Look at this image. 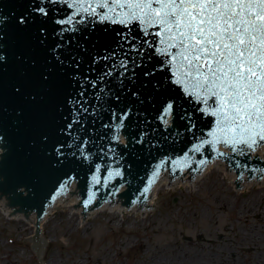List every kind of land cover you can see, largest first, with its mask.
I'll return each mask as SVG.
<instances>
[{"label": "water", "instance_id": "obj_1", "mask_svg": "<svg viewBox=\"0 0 264 264\" xmlns=\"http://www.w3.org/2000/svg\"><path fill=\"white\" fill-rule=\"evenodd\" d=\"M37 3L38 0H0V16L7 17V20L3 21L6 61L0 65V134H3L5 147L8 148L4 162L0 163V210L3 219H23V224L31 222L30 234L21 236L20 242L27 243L33 253L31 259H37L39 264L43 236L42 228H36V222H42L40 214L77 210L79 230L81 222H87L89 212L93 209L117 205L119 219H124V213L129 210L131 216L137 218H141V213H153V205L159 204L161 196H170L169 192L154 194V203H147L149 191L145 194L144 189L150 187L149 181L153 180L155 167L165 161L184 160V153L214 126V118L197 112L196 109L200 105L190 103L183 98L179 89L170 86L168 95L179 97L178 113H183L184 110L192 112L196 129L193 130L195 135L188 132L187 121L177 117L170 121L171 128L165 130L164 125L157 119L159 112L156 106L147 101L140 104L128 91V88H132L139 93L140 98H155V90L148 82L152 78H146L143 73L155 70L159 66L160 58L153 57L151 61L145 59V66L136 69L135 84L126 81L127 87L123 91L115 77L106 80L96 89L86 85L87 106L90 110L96 108V115L82 114L83 127L73 125V135L80 137L77 144L83 139L89 141L86 152L90 154V159H78L79 153L72 156L75 145L73 148L67 146L72 137L58 131L72 118L71 105L66 102L65 97L83 99L78 96L81 82L85 77L88 80H96L102 74L104 62L94 65L92 58L94 55H104L101 49L105 45L109 51L115 46L114 41L104 31L107 29L109 34H114V26L89 22L86 27L77 26L81 30L76 33H65L63 40L55 34L50 35L49 42L53 46L56 42L64 44L59 50L62 58L68 57L66 66L58 69L48 64L47 54L39 44L38 32L26 37H22L19 32L18 18L21 14H29L31 6ZM54 7L57 11L52 15L57 18H63L71 11L63 5ZM51 28L50 25V32ZM86 36L88 39H85ZM97 38H100L99 44L96 43ZM44 47H47V44ZM74 56L81 60L76 78H73L72 72L68 70ZM50 68L53 73L50 80L54 86L48 89L40 81L41 73L47 74ZM161 76L162 73L157 72L155 79L160 80ZM145 84L146 88L143 87ZM99 87H105V92L101 93V99L97 101L95 93L99 91ZM17 88H20L19 93L15 91ZM115 94L121 96L118 104L112 99ZM32 96L35 100L30 98ZM57 104L63 109L62 112L56 110ZM127 107L132 108V114L125 122L126 129L123 132L124 135L126 132L132 144L124 146L113 142L112 129L103 125L112 123L110 114L113 109L119 112ZM65 116L68 117L67 120L64 119ZM141 134H145L143 143H137ZM44 136L49 138L47 144L42 143L41 138ZM58 143L65 145L63 151L66 158H63L62 163L58 162L53 150ZM110 147L115 150L114 153L108 151ZM197 154L189 153V156L199 161L201 159L196 158ZM214 154L210 148H206L203 156L210 159ZM258 155L263 159L264 151ZM3 156L0 148L2 161ZM255 156L257 155H252ZM208 164L223 171L230 190L239 189V196H243L240 192L245 188L253 190V185H264V179H261L259 174H252L256 176L253 179V176L245 175V172L243 179H238L236 173L228 170L225 163ZM96 165H100L99 173L96 172ZM180 167L186 166L182 164ZM117 170L121 172L120 176L110 175ZM93 175L101 178L100 184H93ZM122 175L124 182L112 178ZM72 177L78 182L71 185L65 197L53 200L61 184ZM160 179L166 188L173 190H179L181 182H188L190 190L192 182V177L187 174L175 179L162 174ZM21 186L27 190L19 188ZM15 191L17 192L14 193ZM92 192L96 193V198H104L96 204L92 202L86 211L82 200H86ZM125 198L130 203H126ZM137 198V202H131ZM14 201L19 206L15 205Z\"/></svg>", "mask_w": 264, "mask_h": 264}, {"label": "snow or ice", "instance_id": "obj_2", "mask_svg": "<svg viewBox=\"0 0 264 264\" xmlns=\"http://www.w3.org/2000/svg\"><path fill=\"white\" fill-rule=\"evenodd\" d=\"M56 5L66 6L71 11L63 18H57L52 15L57 11L54 7ZM5 20L7 17L0 16V65L6 61L3 28ZM89 22L114 26V34H109L107 29L104 31L115 46L109 51L105 45L101 49L104 55L93 56L94 65L104 62V71L96 80L85 77L81 82L78 96L83 99L65 97L66 102L71 105L72 118L58 131L72 137L67 145L69 148L75 145L72 156L79 153L78 159H90V154L86 152L89 141L83 139L77 144L80 137L73 135V125L83 127L82 114L96 115V108L90 110L87 106V87L96 89L106 80L115 77L123 91L127 87L126 81L135 84L136 69L145 66V59L151 61L153 57L160 58L159 66L153 71H145L143 75L152 78L148 82L155 90V98H140L139 93L132 88H128V91L140 104L147 101L156 106L159 112L157 119L165 126V130L170 121L177 117L187 121L188 132L195 135L193 130L196 129L192 112L184 110L183 113H178L179 97L168 95L170 86L179 89L183 98L190 103L200 105L197 112L214 118V126L184 153V160L172 162L178 168L182 164L190 167L192 163H196L194 171H202L211 161L207 158L195 161L189 153L203 156L206 148L215 153L213 160L250 156L257 149L264 148V0H38L35 6H31L29 14H21L18 18L21 36L38 32L39 44L47 54L48 64L58 69L66 66L68 57L62 58L59 51L64 44L56 42L53 46L49 42V36L55 34L63 40L65 33H76L81 30L77 26L86 27ZM96 43H100V38H97ZM45 44L47 47H44ZM80 67L81 60L72 57L68 70L72 72L73 78H76V71ZM157 72L162 73L160 80L155 79ZM52 76L51 68L47 74L41 73L40 82L45 88L51 89L54 86L50 80ZM143 87L146 88L147 84ZM15 91L19 93L20 88ZM104 92L105 87H99L95 99L99 101ZM30 98L35 100L34 96ZM112 99L118 104L121 96L115 94ZM56 110L63 111L59 104ZM131 114V107L119 112L115 109L111 111L112 123L103 126L112 129L113 142H119L120 130ZM64 119L67 120L68 117L65 116ZM144 135L141 134L136 142L143 143ZM41 139L45 144L49 140L47 136ZM2 145L4 136L0 134V146ZM64 146L63 143H58L53 149L61 163L66 158ZM108 151L115 152L111 147ZM2 162L0 159V163ZM165 163L161 162L155 167L150 185L155 182ZM236 167H244L260 174V178L264 179V168L249 169L239 161L236 162ZM96 172H100V165H96ZM110 175L120 176L121 172L117 170ZM243 175L244 172H241L238 179H242ZM252 178L255 179L256 176ZM91 179L93 184L101 183L98 175H93ZM68 184L69 181L65 180L60 186L61 190H65ZM148 191L149 188L146 187L144 193ZM95 195L92 192L83 201L85 209L92 203Z\"/></svg>", "mask_w": 264, "mask_h": 264}, {"label": "rangeland", "instance_id": "obj_3", "mask_svg": "<svg viewBox=\"0 0 264 264\" xmlns=\"http://www.w3.org/2000/svg\"><path fill=\"white\" fill-rule=\"evenodd\" d=\"M242 194L230 190L211 170L196 190L179 189L161 196L144 219H119L105 212L81 222L77 230V217L71 219L69 211L53 212L44 226L48 244L42 245L39 264H48L52 257L56 264H232L218 248L219 233L227 238L230 232L240 233L250 243L264 244V225L252 214V225L244 230H236L240 224L229 219L235 215L233 203L238 202L256 203L263 208L264 218V185ZM20 226L16 219H3L0 211V264H37L27 243L20 242L21 236L28 235ZM183 236H190L192 242Z\"/></svg>", "mask_w": 264, "mask_h": 264}, {"label": "flooded vegetation", "instance_id": "obj_4", "mask_svg": "<svg viewBox=\"0 0 264 264\" xmlns=\"http://www.w3.org/2000/svg\"><path fill=\"white\" fill-rule=\"evenodd\" d=\"M254 204L256 203H233L232 216L235 215L229 219L240 224L236 230H240L241 228L244 230L252 225L249 219L251 214L252 217L254 216L253 218L255 221L264 225V218L261 213L263 208H260L258 205L255 206ZM261 228H263V226ZM226 229H228V227ZM228 235L229 238H227L225 234L219 233L217 235V241L220 243L218 248L222 249L220 250L221 252H226V254H228L226 257L232 261V264H264V244L260 247V244L256 242L250 243V241H247L246 237L240 233L234 234L230 232ZM183 237H185L184 240H186L187 243L192 242L190 236ZM239 242L241 244H239Z\"/></svg>", "mask_w": 264, "mask_h": 264}, {"label": "bare ground", "instance_id": "obj_5", "mask_svg": "<svg viewBox=\"0 0 264 264\" xmlns=\"http://www.w3.org/2000/svg\"><path fill=\"white\" fill-rule=\"evenodd\" d=\"M211 170H215L217 172L219 181L227 183L226 178H225L222 170L217 169V168L212 167V166H209V167L207 166L206 170L204 171V173H201V176H195V177L193 176L192 177L190 191L196 190V188L198 186V183H201L202 181H204V179L209 176V173H210ZM253 186H256V185H253ZM151 188H152V190H151ZM162 189H166V190H168L171 193L174 192L173 189L166 188L164 183H163V180L160 179L156 183H154L153 186L151 185L149 187L147 203H154V194H160V191ZM179 189L188 190V182H181ZM234 191L235 192H239V190H234ZM241 192H245V190H241ZM154 206L155 205H153V207ZM69 212H70V215H71L70 216L71 219H74V217H77V210H72V211H69ZM105 212L117 215L119 217L117 205H111V206H107V207H102V208L90 210L88 219L93 218L97 214H101V213H105ZM50 215H53V212L42 213V222H36V228H42V236H43L42 245L48 244V242H46L44 240V236H45L44 226H45L46 222L50 219V218H48ZM148 215H150V213H141V216L143 217L142 219L147 218ZM127 216H131V210H129V211L124 213V217H127ZM16 220L19 222V224H21L20 230L22 232L26 231V232H28V234H30L28 229H29V227L31 228V222H27V223L23 224V219H16ZM5 253L6 252H3V254H5ZM5 255L7 257V254H5ZM48 264H56V261L54 260L53 257L49 260Z\"/></svg>", "mask_w": 264, "mask_h": 264}]
</instances>
